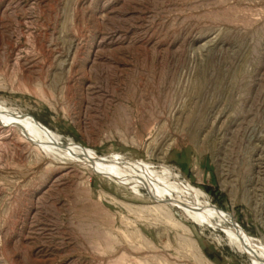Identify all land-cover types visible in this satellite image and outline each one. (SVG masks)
Wrapping results in <instances>:
<instances>
[{"label":"rangeland","instance_id":"374dc122","mask_svg":"<svg viewBox=\"0 0 264 264\" xmlns=\"http://www.w3.org/2000/svg\"><path fill=\"white\" fill-rule=\"evenodd\" d=\"M0 103L169 166L264 240V0H0ZM43 151L0 123V264H252L222 227Z\"/></svg>","mask_w":264,"mask_h":264},{"label":"bare ground","instance_id":"6f19581e","mask_svg":"<svg viewBox=\"0 0 264 264\" xmlns=\"http://www.w3.org/2000/svg\"><path fill=\"white\" fill-rule=\"evenodd\" d=\"M0 123L5 127L17 129L36 149L47 151L49 159L53 162L59 160L82 163L135 192L147 191L157 207L168 210L170 220H175L171 206H176L196 223L222 227L226 230L230 243L248 255L252 264H264V240L246 233L233 214L213 205L201 188L190 181L182 180L181 175L169 166L164 165L161 170H157L145 161L131 159L121 153L103 156L93 149L76 144L72 139L64 143L58 132L34 116L2 103ZM180 225L184 230L191 231L185 224ZM192 245L199 250L197 241L192 240ZM199 253L212 264L201 251Z\"/></svg>","mask_w":264,"mask_h":264}]
</instances>
